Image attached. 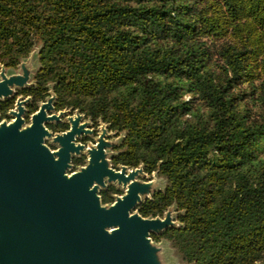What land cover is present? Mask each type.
Listing matches in <instances>:
<instances>
[{"label":"trees","instance_id":"trees-1","mask_svg":"<svg viewBox=\"0 0 264 264\" xmlns=\"http://www.w3.org/2000/svg\"><path fill=\"white\" fill-rule=\"evenodd\" d=\"M35 48L21 90L105 122L112 164L166 179L137 209L173 207L162 236L185 263L264 264V0H0V70Z\"/></svg>","mask_w":264,"mask_h":264},{"label":"water","instance_id":"water-1","mask_svg":"<svg viewBox=\"0 0 264 264\" xmlns=\"http://www.w3.org/2000/svg\"><path fill=\"white\" fill-rule=\"evenodd\" d=\"M39 66V48L18 71L1 66L0 106L32 84ZM30 100L20 96L10 119L0 121V264H163L152 234L179 226L174 209L145 217L137 206L165 186L138 178L142 167L114 169L117 141L106 139L105 128L93 146L76 141L90 133L78 126L79 117L70 130L51 131L46 123L59 119L48 113L54 94L27 123ZM82 153L86 163L75 169L73 159ZM110 186L122 194L104 203L101 191Z\"/></svg>","mask_w":264,"mask_h":264},{"label":"flooded vegetation","instance_id":"flooded-vegetation-1","mask_svg":"<svg viewBox=\"0 0 264 264\" xmlns=\"http://www.w3.org/2000/svg\"><path fill=\"white\" fill-rule=\"evenodd\" d=\"M5 68H7L4 64H2ZM22 95L24 98L30 97L32 98L31 101L26 105L27 113H26V119L29 120L30 116L37 112L40 109V103H46L47 99L50 98L49 95H45L42 98H39L37 95H33L31 93L26 92L25 90L18 91V94L10 99L7 100L4 104V108L1 107L0 109L7 111L14 107L17 97ZM54 111H49L48 113L50 115L55 114L59 117L57 121H52L46 123L47 127L54 132H65L72 128V122L71 119L76 120V118L79 117L78 120V126H83L84 130L90 131V133H86L85 131H82L79 136H76V141L87 145L89 141L94 142L95 136H100L101 132L99 130L101 125H105V129L107 132L110 133L109 136H106V139H117V141L121 137V133L113 130L110 128L105 122H99V120L92 119L87 113L83 111H76V109L70 108V107H59L56 103V101L53 102ZM100 132V133H99ZM54 148V147H52ZM121 145L114 144L113 149L114 151L121 150ZM86 161V156L82 155L79 158H74L73 163L75 166L77 165H84ZM121 166L127 167L129 170L131 169H138L141 166H131L129 164H125L123 162H118L117 164H113V168L116 170H120ZM143 174L138 175L137 177L140 178L143 181H151L154 178V174L156 171H148L142 166ZM108 193L110 194V197H112V194H121L120 191H117L113 187L108 188Z\"/></svg>","mask_w":264,"mask_h":264},{"label":"rangeland","instance_id":"rangeland-1","mask_svg":"<svg viewBox=\"0 0 264 264\" xmlns=\"http://www.w3.org/2000/svg\"><path fill=\"white\" fill-rule=\"evenodd\" d=\"M37 66V61H32V67H33V70H35V67ZM8 70V69H7ZM15 71H18V68L17 69H15L14 70V72ZM18 94V93H17ZM16 94V95H17ZM15 95V96H16ZM14 96V97H15ZM20 96H22V95H20ZM20 96H18L17 97V99L20 97ZM14 97H12V98H14ZM11 98V99H12ZM10 100V99H9ZM7 101V100H6ZM6 101H4V102H2V103H5ZM17 101V100H16ZM15 105H16V103H15ZM15 105H14V107L13 108H11V109H14L15 108ZM11 109H9V110H11ZM9 110H7V111H4V110H2V109H0V121H2L3 119H10V117H8V112H9ZM25 119H26V115H25ZM30 119H31V116H30ZM30 119L29 120H27L26 119V122L27 123H29L30 122ZM105 128V125H101L100 126V128H99V130H100V132H102V130ZM51 130V129H50ZM51 131H53V130H51ZM54 132V131H53ZM99 132V133H100ZM54 133H57V132H54ZM109 136V135H108ZM99 136L97 135V136H95L94 138H95V140H94V142H92V141H89L88 143H87V145L86 146H93V145H95L96 144V142H97V138H98ZM51 139L50 140H47V144L49 145V144H51ZM109 141H117V139H109ZM51 146V148L52 147H54V148H52V149H56V146H52V145H50ZM108 152H110L109 150H108ZM85 153H82L81 154V156L82 155H84ZM84 156H86V155H84ZM85 163H86V161H85ZM74 164V163H73ZM78 166H81V165H77V166H75L74 165V168L76 169ZM152 180H155V184H156V186L157 187H164L165 186V184H166V179L163 177V176H159V175H157L156 173L154 174V178L152 179ZM151 180V181H152ZM111 187V186H110ZM109 188V187H108ZM108 190V189H107ZM102 192V191H101ZM113 195H115V194H113ZM102 196V195H101ZM164 234V232L161 234V235H159V239L158 240H156L153 236H152V238L155 240V242H156V244L159 246V247H161V251H160V258H161V261L163 262V264H184V261L182 260V258L180 257V255L177 253V251H175L174 249H173V247L171 246V244L166 240V238H164L162 235ZM154 242V241H153Z\"/></svg>","mask_w":264,"mask_h":264}]
</instances>
